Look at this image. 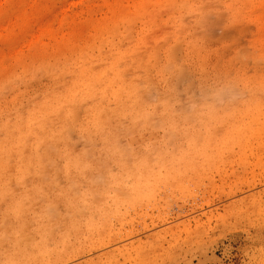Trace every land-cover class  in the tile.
I'll use <instances>...</instances> for the list:
<instances>
[{"label": "rangeland", "instance_id": "obj_1", "mask_svg": "<svg viewBox=\"0 0 264 264\" xmlns=\"http://www.w3.org/2000/svg\"><path fill=\"white\" fill-rule=\"evenodd\" d=\"M0 264H264V0H0Z\"/></svg>", "mask_w": 264, "mask_h": 264}]
</instances>
